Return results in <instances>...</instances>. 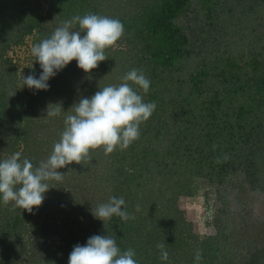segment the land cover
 I'll return each instance as SVG.
<instances>
[{"label":"trees","instance_id":"obj_1","mask_svg":"<svg viewBox=\"0 0 264 264\" xmlns=\"http://www.w3.org/2000/svg\"><path fill=\"white\" fill-rule=\"evenodd\" d=\"M88 13L124 26L117 46L105 50L108 59L89 74L73 60L50 78L48 90L21 89L8 51L30 34L41 42L63 21ZM199 15L221 23V44L197 43ZM133 68L151 84L147 94L132 86L156 104L139 139L108 155L91 150L105 157L106 169L97 174L89 159L58 169L63 181L48 182L53 188L31 214L0 200V264H68L75 245L106 234L121 251L134 249L137 264H196L197 249L200 264H264V214L253 231L252 222L234 233L219 222L215 235L202 237L178 205L179 195L204 177L230 188L233 200L264 210V0H0V160L19 152L39 166L72 106L119 85ZM41 72L39 66L33 75ZM61 106L60 116H47L48 107ZM113 196L124 198L122 210L134 218L104 223L93 216ZM240 240L263 241L239 253ZM158 243L168 261L160 259Z\"/></svg>","mask_w":264,"mask_h":264},{"label":"clouds","instance_id":"obj_2","mask_svg":"<svg viewBox=\"0 0 264 264\" xmlns=\"http://www.w3.org/2000/svg\"><path fill=\"white\" fill-rule=\"evenodd\" d=\"M78 24L79 30H73ZM83 33V35H82ZM124 26L119 19L88 13L63 21L52 35L34 44L31 52L42 72L22 75L23 86L35 90H48V81L75 60L78 68L89 74L99 63L108 59L105 50L117 46ZM90 78V77H89ZM119 85L99 89L91 97H82L64 119L65 128L60 140L53 146L50 156L34 167L16 152L0 160V200L12 203L13 210L33 213L45 199V193L53 187L49 181L62 182L64 173L58 169L73 163L81 165L90 159V151L101 149L105 155L115 150H125L140 137V127L152 116L155 102H144L143 96L132 85L147 94L151 81L143 71L133 68L122 77ZM15 95L13 93L11 96ZM62 106L47 109L48 117L61 115ZM226 159V158H225ZM219 162V160L217 161ZM124 198L113 196L107 203L99 204L92 214L95 218L110 221L114 216L123 221L130 218ZM139 206H137V211ZM160 259L168 261L169 253L164 243H158ZM134 249L121 251L116 239L110 235H93L85 245H75L68 264H137ZM202 252L197 249L194 261L200 264Z\"/></svg>","mask_w":264,"mask_h":264},{"label":"rangeland","instance_id":"obj_3","mask_svg":"<svg viewBox=\"0 0 264 264\" xmlns=\"http://www.w3.org/2000/svg\"><path fill=\"white\" fill-rule=\"evenodd\" d=\"M199 8V7H197ZM204 18L202 22L198 21V35L195 37L197 43L202 47H210L216 42L221 44V40L216 38V35L219 37L222 34L220 30L221 23L218 25L208 24L204 15H199ZM197 17V15L195 16ZM211 21V20H210ZM215 21V20H213ZM195 22V20H194ZM242 25V24H241ZM240 25V26H241ZM224 27H228L226 24H222ZM249 28L253 27V23L248 25ZM215 28L214 31L211 30L212 34H209V28ZM220 30V32H218ZM225 32H223L224 34ZM226 35V34H224ZM230 36V35H228ZM227 35L223 36V43L226 42ZM240 41V39L238 38ZM38 39L35 34H30L26 36L24 42L20 45H14L9 51L8 56L13 60L17 70V78L18 85L21 89L26 88L27 86H23L22 75L27 76L29 74L34 73V71L39 67V63L35 61V57L32 55L31 49L34 44H38ZM208 55L206 58L210 57L209 53H204ZM205 58V57H204ZM83 73V72H82ZM47 106L43 107L46 108ZM94 162L92 164L93 171L97 174V172L104 171L106 169L105 165V157L100 153L91 154L89 161ZM240 183H237L239 186ZM230 188H225L219 185L217 182H213L207 178L199 177L193 180L191 185V191L189 193H183L178 197V205L179 207L186 213V216L189 220L193 221L197 228L198 233L202 236H210L215 235L217 232V228L220 223H223L227 226L228 232H233L239 230L241 227L252 222V228L250 231L254 229H258L259 226L263 222V214L264 210L262 205H258L255 210H252L251 203L245 198L243 201L233 200L230 196L231 194ZM249 196V195H248ZM239 224V227H235V223ZM252 234L254 232H251ZM241 237L244 236H240ZM239 240V239H236ZM241 243L238 246V252L243 253L246 252L244 248L247 246L255 247L258 245V242H262L263 240L254 241H244L240 240ZM244 248V249H243Z\"/></svg>","mask_w":264,"mask_h":264}]
</instances>
